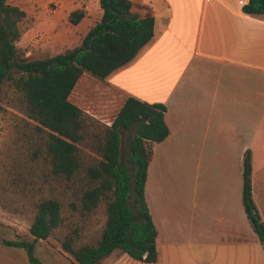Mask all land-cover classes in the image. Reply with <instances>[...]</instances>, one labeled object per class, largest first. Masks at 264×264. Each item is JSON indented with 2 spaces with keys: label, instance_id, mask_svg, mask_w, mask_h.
Returning a JSON list of instances; mask_svg holds the SVG:
<instances>
[{
  "label": "crops",
  "instance_id": "0c3cea01",
  "mask_svg": "<svg viewBox=\"0 0 264 264\" xmlns=\"http://www.w3.org/2000/svg\"><path fill=\"white\" fill-rule=\"evenodd\" d=\"M9 1L35 26L43 22L41 0ZM130 1L133 14L154 18L155 36L108 77L120 98L109 122L128 96L166 107L169 134L151 144L145 182L157 259L109 262L112 254L101 264H264L242 204L248 153L251 196L264 223V15L244 13L249 0ZM56 2L68 16L75 11L72 1ZM33 31L21 33L16 48ZM0 264L31 263L24 249L2 245Z\"/></svg>",
  "mask_w": 264,
  "mask_h": 264
},
{
  "label": "trees",
  "instance_id": "16d2710c",
  "mask_svg": "<svg viewBox=\"0 0 264 264\" xmlns=\"http://www.w3.org/2000/svg\"><path fill=\"white\" fill-rule=\"evenodd\" d=\"M0 0V85L12 80L23 98V114L35 124L41 141L38 152L48 161L52 173L62 182L76 184L71 204L81 216L92 213L103 201L106 220L100 239L94 245L74 246V237L65 236L61 249L74 264H101L114 252L130 259L153 263L157 259V230L145 200L147 167L151 144L169 134L164 121L166 107L128 96L111 124L92 118L69 100L75 85L87 73L106 79L132 63L155 36V20L131 12L130 0H99L101 17L82 37L80 44L64 53L42 60H18L16 42L21 36L18 23L24 11ZM242 11L264 15V0H249ZM82 10L69 15L77 25ZM13 74L17 77L13 78ZM133 129L129 141V164L122 161L120 149L123 130ZM81 148L96 158L83 161ZM130 170H134L133 176ZM251 160L243 161L242 204L246 217L264 248V223L251 196ZM61 222V205L45 199L36 205L34 219L26 233L16 232L14 240H0L7 247L22 248L31 264L39 240L47 241ZM77 231L73 232L75 236Z\"/></svg>",
  "mask_w": 264,
  "mask_h": 264
},
{
  "label": "rangeland",
  "instance_id": "374dc122",
  "mask_svg": "<svg viewBox=\"0 0 264 264\" xmlns=\"http://www.w3.org/2000/svg\"><path fill=\"white\" fill-rule=\"evenodd\" d=\"M36 1L39 0H31L35 6L38 4ZM69 1L74 2L75 10L84 12L77 26L69 22L70 10L61 12L56 0H41L45 18L40 24L47 29L43 30L40 24L35 26L25 16L22 18L18 23L20 32H25L28 27H34V31L17 47L18 60H42L80 44L87 31L85 26L92 27L100 19L101 10L93 4L94 0ZM16 77L13 74V78ZM107 79L82 74L69 100L92 118L109 126L120 98ZM22 109L21 94L12 86V80H4L0 85V239L10 240L16 238V232L26 233L34 219L36 205L45 199H56L61 205L60 225L51 232L47 241L36 244L34 256L41 264H70L62 251L74 264L73 259L61 249L60 242L65 236H73L75 247L96 244L106 220L105 203L102 201L85 216L74 210L71 204L78 205L75 200L77 185L64 183L52 173L44 155L38 153L41 141L34 130L35 124L25 117ZM133 134V129L120 133L122 161L126 164H129V141ZM80 149L85 163L96 158L89 150ZM133 173L134 170H130L132 176ZM74 231H77L75 236ZM122 255L124 259L120 262H129L130 258L120 251L114 252L109 262Z\"/></svg>",
  "mask_w": 264,
  "mask_h": 264
}]
</instances>
